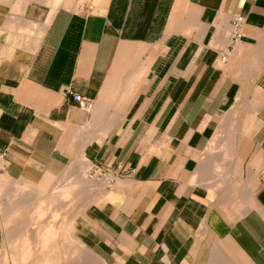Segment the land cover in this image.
I'll return each mask as SVG.
<instances>
[{"label":"crops","instance_id":"1","mask_svg":"<svg viewBox=\"0 0 264 264\" xmlns=\"http://www.w3.org/2000/svg\"><path fill=\"white\" fill-rule=\"evenodd\" d=\"M67 169L106 264H264V0H0V175Z\"/></svg>","mask_w":264,"mask_h":264},{"label":"rangeland","instance_id":"2","mask_svg":"<svg viewBox=\"0 0 264 264\" xmlns=\"http://www.w3.org/2000/svg\"><path fill=\"white\" fill-rule=\"evenodd\" d=\"M87 168L86 179L96 181L93 171L90 167ZM77 180V172L70 174L67 169L50 189H44L0 175V218L5 232L1 257L4 263L106 264L75 231L76 215L90 203L92 195L97 192V186L83 187L88 184L87 180H84V185H70ZM87 189L91 190L84 195Z\"/></svg>","mask_w":264,"mask_h":264},{"label":"built area","instance_id":"3","mask_svg":"<svg viewBox=\"0 0 264 264\" xmlns=\"http://www.w3.org/2000/svg\"><path fill=\"white\" fill-rule=\"evenodd\" d=\"M244 23V18L239 16L235 19L234 22V30H235V34L234 37L232 39V43H234L235 41H237V39L241 36V30H242V26ZM227 59V56H224L222 58L223 61H225ZM73 101H75L77 103V105L86 110V111H91L94 107V100L91 99L90 97H87L85 95H82L80 93H75V92H70ZM90 170L93 171V177L95 178V180L98 181H103L105 179H107V181L109 182V184H113L114 181L117 178V173L114 172H109L108 174L106 173V170L103 169L102 166L99 165H95L94 167H90Z\"/></svg>","mask_w":264,"mask_h":264},{"label":"bare ground","instance_id":"4","mask_svg":"<svg viewBox=\"0 0 264 264\" xmlns=\"http://www.w3.org/2000/svg\"><path fill=\"white\" fill-rule=\"evenodd\" d=\"M84 168H85V167H84ZM83 172H84V171H83ZM84 173H85V172H84ZM84 173H83V174H84ZM81 176H82V175H81ZM84 177H85V176H84ZM84 177H83V178H84ZM85 179H86V178H85ZM88 181H89V180H88ZM95 182H99V181L96 180ZM86 185H87V184H86ZM74 186H75V184H74ZM18 187H19V186H18ZM21 187H22V186H21ZM67 189H68V188H67ZM69 189H70V188H69ZM69 189H68V190H69ZM73 189H75V188H73ZM76 189H77V188H76ZM63 190H65V189H63ZM68 190H67V191H68ZM61 191H62V190H61ZM61 191H59V192H61ZM59 192H58V193H59ZM65 192H66V191H65ZM54 193L56 194V192H54ZM58 193H57V195H58ZM66 193H67V192H66ZM55 194H53V195H55ZM62 196H63V195H62ZM51 197H53V196H51ZM67 197H68V196H67ZM63 199H64V198H63ZM68 199H69V198H68ZM62 201H65V200H62ZM60 206H61V205H60ZM62 206H64V205H62ZM62 206H61V207H62ZM38 213H39V212H38ZM40 214H41V213H40ZM45 222H46V221H45ZM48 225H50V224L48 223ZM47 228H48V226H47ZM48 229H49V228H48ZM65 231H66V230H65ZM38 232H39V231H38ZM55 233H56V231H55ZM49 234H51V233H49ZM65 234L67 235V233H65ZM46 235H47V237H48V234H46ZM33 236H34V235H33ZM47 237H46V238H47ZM54 237H55V235H54ZM54 237L52 238V240L54 239ZM28 239H30V238H28ZM46 240H47V239H46ZM48 241H49V240H48ZM53 241H54V240H53ZM26 242L28 243V241H26ZM51 242H52V241H51ZM52 243H53V242H52ZM28 248H29V247H28ZM27 251H28V250H27ZM28 252H29V251H28ZM90 252H91V251H90ZM28 254L30 255V252H29ZM89 254H90V253H89ZM91 254H92V253H91ZM26 256H28V255L26 254ZM45 256H47V255H45ZM48 256H49V255H48ZM45 258H46V257H45ZM92 258H93V257H92ZM47 260H48V258H47ZM47 260H46V261H47ZM49 261H50V260H49ZM77 261H78V260H77ZM81 261H82V260H81ZM54 263H55V262H54ZM54 263H53V264H54ZM75 263H76V262H75ZM86 263H87V262H86ZM86 263H83V264H86ZM48 264H49V262H48Z\"/></svg>","mask_w":264,"mask_h":264}]
</instances>
